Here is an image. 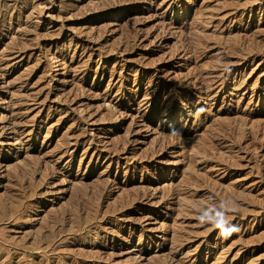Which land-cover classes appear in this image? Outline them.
Masks as SVG:
<instances>
[{"label":"rangeland","instance_id":"1","mask_svg":"<svg viewBox=\"0 0 264 264\" xmlns=\"http://www.w3.org/2000/svg\"><path fill=\"white\" fill-rule=\"evenodd\" d=\"M0 17V264H264V0Z\"/></svg>","mask_w":264,"mask_h":264},{"label":"clouds","instance_id":"2","mask_svg":"<svg viewBox=\"0 0 264 264\" xmlns=\"http://www.w3.org/2000/svg\"><path fill=\"white\" fill-rule=\"evenodd\" d=\"M235 211L236 209L230 207L227 201L221 200L212 207L200 209L196 219L200 224L209 225L212 230H217L220 236L227 238L238 231L237 226L228 218V214Z\"/></svg>","mask_w":264,"mask_h":264},{"label":"bare ground","instance_id":"3","mask_svg":"<svg viewBox=\"0 0 264 264\" xmlns=\"http://www.w3.org/2000/svg\"><path fill=\"white\" fill-rule=\"evenodd\" d=\"M60 1H61V0H60ZM1 4H2V3H1ZM3 5H4V4H3ZM10 9H11V8H10ZM20 10H21V9H20ZM12 14H13V13H12ZM13 17H14V16H13ZM50 17H51V15H50ZM0 19H1V17H0ZM3 28H4V27H3ZM1 29H2V28H1ZM1 29H0V33L2 32ZM6 32H7V31H6ZM2 33H3V32H2ZM24 55H25V54H24ZM4 75H5V74H4ZM2 77H3V76H2ZM7 78H8V77H7ZM15 123H16V122H15ZM15 123H13V125H14ZM14 126H15V125H14ZM14 126H13V127H14ZM16 126H17V125H16ZM7 128H8V127H7ZM14 128H15V127H14ZM17 128H18V127H17ZM10 129H11V128H10ZM11 132H12V131H11ZM14 133H15V134L17 133L16 128L14 129ZM19 133H20V132H19ZM5 134H6V133H5ZM0 135H2V133H1ZM3 135H4V134H3ZM11 135H12V133H11ZM21 135H22V134H21ZM10 137H11V136H10ZM12 137H13V136H12ZM5 138H6V137H5ZM74 138H75V137H73V139H74ZM9 139H10V138H9ZM6 140H7V138H6ZM7 141H8V140H7ZM75 143H76V142H75ZM88 198H89V197H88ZM96 200H100V199H96ZM97 202H98V201H97ZM79 203H80V202H79ZM79 203H77V204H79ZM87 203H88V202H87ZM92 203H93V202H92ZM94 203H95V202H94ZM81 204H82V203H81ZM95 204H97V203H95ZM73 205H74V204H73ZM73 205H72V206H73ZM93 205H94V204H93ZM93 205H90V206L93 207ZM97 205H98V204H97ZM75 206H76V203H75ZM75 206H74V207H75ZM85 206H86V205H84L83 207L85 208ZM95 206H96V205H95ZM95 206H94V207H95ZM80 207H81V206H80ZM76 208H77V207H76ZM79 209H80V208H79ZM88 209H89V208H86V210H88ZM75 210H76V209H75ZM83 210H84V209H83ZM77 211H78V208H77ZM88 211H89V210H88ZM80 212H81V211H80ZM89 212H91V211H89ZM52 213H53L52 215L55 216L54 212H52ZM91 213H92V212H91ZM91 213H90L89 215H91ZM96 213H97V212L95 211V214H96ZM71 214H72V213H71ZM93 214H94V212H93ZM60 215H61V213H60ZM73 215H74V214H73ZM73 215H72V216H73ZM56 216H57V215H56ZM69 216H70V215H69ZM91 216H92V215H91ZM91 216H89V217H91ZM59 217H60V216H59ZM87 217H88V216H87ZM48 218H49V217H48ZM52 218H53V217H52ZM54 218H56V217H54ZM70 218H71V217H70ZM61 219H63V218H61ZM61 219H60V220H61ZM65 219H66V218H65ZM88 219H89V218H88ZM45 220H46V219H45ZM48 220H49V219H48ZM66 220H67V219H66ZM97 220H98V219H97ZM51 221H52V220H51ZM53 222H54V221H53ZM64 222H65V221H64ZM70 222H73V221H70ZM131 222H132V221H131ZM54 223H55V222H54ZM59 223H60V222H59ZM66 223H67V222H66ZM50 225H51V224H50ZM72 225H73V224H72ZM61 226H63V225H61ZM130 226H131V225H130ZM48 228H49V227H48ZM51 231L53 232L52 229H51ZM57 231H58V230H57ZM116 232H117V231H116ZM50 233H51V232H50ZM95 234H96V233H95ZM99 234H100V233H99ZM99 234H98V235H99ZM111 234H112V233H111ZM118 234H119V232H118ZM80 235H81V234H80ZM90 235H91V234H90ZM93 235H94V234H93ZM98 235H96V236H98ZM119 235H120V234H119ZM119 235H118V236H119ZM50 236H51V235H50ZM91 236H92V235H91ZM91 236H88V237L90 238ZM113 236H114V235H113ZM118 236H117V237H118ZM86 237H87V236H86ZM101 237H102V236H101ZM101 237H100V238H101ZM108 237H109V236H108ZM120 237H121V236H120ZM120 237H118V238H120ZM130 237H131V236H130ZM89 238H88V239H89ZM92 238H93V237H92ZM97 238H98V237H97ZM128 238H129V237H128ZM53 239H54V238H53ZM90 239H91V238H90ZM106 239H107V237H106ZM111 239H113V238H111ZM121 239H122V238H121ZM121 239H120V240H121ZM45 240H46V239H45ZM81 240H82V239H81ZM99 240H100V239H99ZM123 240H124V239H123ZM127 240H128V239H127ZM127 240L125 239V242H126ZM46 241H47V240H46ZM49 241H50V240H49ZM85 241H86V240H85ZM93 241H94V239H93ZM96 241H97V240H96ZM111 241L114 242L113 240H111ZM121 241H122V240H121ZM91 242H92V240H91ZM40 244H41V243H40ZM110 244H111V243H110ZM114 244H115V243H114ZM48 245H49V244H48ZM70 246H71V245H70ZM106 246H107V245H106ZM105 248H106V247H105ZM70 250H71V249H70ZM71 251H72V250H71ZM74 252H75V250H74ZM79 253H80V251H79ZM96 253H97V252H96ZM104 253H105V252H104ZM75 254H76V253H75ZM77 254H78V253H77ZM77 254H76V255H77ZM70 255H71V254H70ZM72 256H74V255H72ZM72 256H71V257H72ZM82 256H83V254H82ZM84 256H85V255H84ZM87 256H88V255H87ZM106 256H107V255H106ZM59 258H60V257H59ZM66 258H67V257H66ZM73 258H74V257H73ZM85 258H86V257H85ZM75 259H76V258H75ZM111 259H112V258H111ZM50 260H51V259H50ZM93 260H94V258H93ZM2 261H3V260H2ZM65 261H66V259H65ZM70 261H71V259H70ZM107 262H108V261H107ZM63 263H64V261H63ZM68 263H70V262H68ZM73 263H74V261H73ZM79 263H80V262H79ZM57 264H58V263H57ZM71 264H72V263H71Z\"/></svg>","mask_w":264,"mask_h":264}]
</instances>
